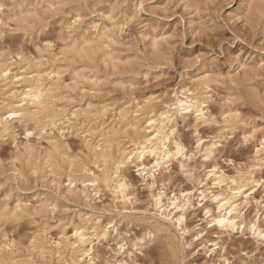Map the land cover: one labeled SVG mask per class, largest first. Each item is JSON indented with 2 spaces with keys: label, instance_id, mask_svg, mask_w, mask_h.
I'll list each match as a JSON object with an SVG mask.
<instances>
[{
  "label": "rangeland",
  "instance_id": "374dc122",
  "mask_svg": "<svg viewBox=\"0 0 264 264\" xmlns=\"http://www.w3.org/2000/svg\"><path fill=\"white\" fill-rule=\"evenodd\" d=\"M2 1L0 67L22 74L34 71L39 62L44 76L61 72L50 100L61 113L57 125L14 121L12 129L0 134V213L5 205L10 211L18 204L24 207L18 216H0V243L11 250L12 263L69 264L56 247L63 234L71 237L76 225L90 227L99 220L109 233L105 239L93 238L90 264H264V0H62L60 5L25 0L28 10L36 8L30 30L17 22L22 1ZM93 25L115 30L114 42L102 45L92 61L66 58L69 38L94 32ZM196 82L205 118L177 117L167 143L170 157L158 160L153 187L139 174L142 166L123 170L129 185L125 205L105 188L88 202L70 194L66 176L54 178L41 164L52 150L50 140L61 142L66 160L77 165L76 187L82 189V168L89 163L85 138L97 145L96 136L89 137L86 130L97 126L98 133L117 126L115 144L131 147L133 130L116 125L115 115L136 105L163 109L175 93ZM2 85L0 78V98ZM152 98L157 100L148 103ZM86 110H93L92 122L64 124V115ZM174 141L182 144L181 152ZM152 148L159 153L157 146ZM208 150L212 153L206 156ZM34 158L43 173L31 170ZM142 162L156 171V155ZM88 168L98 174L91 164ZM213 174L224 176L223 183L217 185ZM239 178L253 180L241 190L244 196L232 183ZM159 192H165V201L190 197L185 226L192 234L203 230V237L192 243L185 236L190 247L184 251L161 235L148 234L152 196ZM251 193L255 200L242 205L243 220L260 217L258 233L249 226L207 225L205 208L217 213L230 198L245 204ZM39 240L46 254L37 247Z\"/></svg>",
  "mask_w": 264,
  "mask_h": 264
},
{
  "label": "bare ground",
  "instance_id": "6f19581e",
  "mask_svg": "<svg viewBox=\"0 0 264 264\" xmlns=\"http://www.w3.org/2000/svg\"><path fill=\"white\" fill-rule=\"evenodd\" d=\"M21 1L22 7L20 6L16 14L18 18L17 22L19 21L18 23H20V25L29 29L36 19V8L34 7L33 10H28L27 5L23 4L25 0ZM61 1L62 0H37L38 4L47 3L49 5H54L55 3H59L60 5ZM241 4L242 3L236 8V11L240 9ZM4 7L3 1L0 0V24L3 21L1 12ZM78 18H80V15H78ZM78 22L79 21L76 19L74 24ZM31 29L33 28L31 27ZM91 29H93L94 32L90 33L89 31H85L83 34H79L77 37L75 36L76 38H69L70 41L65 51L66 58H78L83 61H92L96 58L97 51L102 45H107L106 48H108V44L114 42L115 30L109 29L108 26L102 27L93 25ZM111 55L110 52L105 51V56L110 57V61L113 60ZM41 66L42 63L38 62V64H33L35 68L34 71L13 75L8 67H0V78L4 90L3 98H0V134L6 133L12 129L11 127L14 121H34L36 123L47 121L50 125H57V118L61 116V113L54 110L50 100L54 90L57 88L56 81L60 80L61 72L52 70L50 72L48 71L49 73L44 76L42 75L43 72L40 71ZM114 66H116L115 63ZM47 78L50 79L51 82H47ZM199 83L197 84L196 82V84H191V86L185 87L175 93L173 103L171 105H166L163 109L154 110L150 107L143 110L139 105H136L133 110L130 108L124 109L115 115L116 125L123 123L124 127L132 128L134 138L129 142V144H132L131 147H126V145L120 146V142L115 144L114 135L118 131L117 126L112 129L107 128V130L102 129L98 133L97 130L99 128L97 126L93 129L86 130L85 133H88L89 137L96 136L98 146L94 145V147L91 144L92 139L85 138L89 163L82 168V189L78 190L76 187L77 180L75 174L77 170L75 168L77 165L73 161L68 162L66 160V153L64 152V147L61 142L54 141L53 139L50 140V147L52 150L41 158V164L46 167L45 170H48L54 178H61L63 175L66 176L68 182L66 189L70 194H75L88 202V200L98 194L102 188H105L111 191L120 203L125 205L129 201V185L126 177L123 175V170L132 164L136 165V167L142 166V171L139 172V174L142 176L143 181L148 179L151 182L150 186L153 187L157 181L156 173H158L159 168L158 160L163 162L170 157L167 151V143L171 142V135L174 132L177 117L180 115L184 119L189 114H195L197 119L205 118L203 107L205 102L200 98ZM156 100L157 99L153 98L149 99L148 103ZM92 113L93 110L73 111L69 116L66 113L67 115L63 117L65 119L64 124L70 127L74 121H78L80 124L85 123V121L92 122ZM83 115L84 118L83 121H81L80 117ZM173 143L179 152L183 150V146L180 142L174 141ZM152 146H157V148L160 149L159 153L156 152ZM159 147H162V150ZM28 153L31 157L34 155L32 151H28ZM211 153L212 151L208 150L205 154L209 156ZM151 155H156L157 160L155 166L152 167L156 168L154 172L146 169L142 162L145 156ZM135 162H138V164ZM41 164L36 160L32 162L31 170H33L34 174H38L39 172L43 173ZM90 164L98 170V174H95L96 172L93 173L91 169H89L90 167L88 168ZM142 173H145V176H143ZM146 176L147 178H145ZM213 176H215L214 180L217 181V185L223 183L224 176H218L216 174H213ZM251 181H253L251 178H239L232 181L236 186L235 190L239 196L247 194L241 192V190ZM164 195L165 192H159L152 196L154 213L149 218V222L151 223L148 234L152 236L161 235L171 242L174 248L184 251V249L190 247L187 246L188 243L185 242V236H191L192 243H196L202 239L203 230L192 234L193 229L185 226V212L188 206H190V197L187 194L181 196L175 195L173 198L166 199V201ZM251 198L252 193L245 198V204H238L235 198L226 199L219 205L217 213L211 208H205L207 225L231 230H235L239 225L240 227L242 226L243 230L249 226L255 234L258 233L260 230V217L249 223L243 220L244 214L242 213L243 209L241 207H243L242 205L246 206V204L250 203ZM252 199L255 200V198ZM8 208L9 206L5 205L3 208L5 210L0 213V216H18L24 209L21 204L16 205L11 211L8 210ZM89 221L90 220H88V222ZM108 233V226H103L99 220H96L90 227L79 224L74 227V233L71 237H68L67 234H63L62 239L57 243L56 247H59L58 252L62 250L64 254L67 255V262L69 264H90L92 260L90 251L92 249L89 248V246H91L93 238L105 239ZM37 247L43 254L47 253V248L42 240H39ZM204 248H206V246H204ZM10 252L11 250H7V245L2 246L0 243V264H13L12 262L14 259Z\"/></svg>",
  "mask_w": 264,
  "mask_h": 264
}]
</instances>
